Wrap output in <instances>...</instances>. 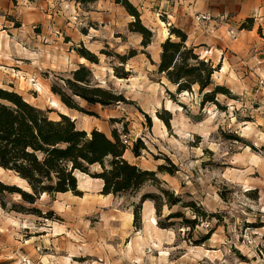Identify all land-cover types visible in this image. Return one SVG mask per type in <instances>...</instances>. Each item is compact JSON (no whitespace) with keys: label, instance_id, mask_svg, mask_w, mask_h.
<instances>
[{"label":"rangeland","instance_id":"obj_1","mask_svg":"<svg viewBox=\"0 0 264 264\" xmlns=\"http://www.w3.org/2000/svg\"><path fill=\"white\" fill-rule=\"evenodd\" d=\"M160 20L164 21L162 17ZM157 23L162 29L156 30L154 45L149 50L153 59L161 49V41L170 36V30H166L169 27L160 21ZM258 34L264 39L261 30ZM118 41L112 39V45L104 49L120 55L130 49L142 51L140 41L129 32ZM206 50L200 49L197 53ZM98 56L99 65L88 62L95 82L103 88L115 89L129 101L103 108L77 100L82 108L98 117L69 110L51 92L56 78H68L69 73L52 75L43 70L36 79L18 78V84L9 85L11 80L4 77L0 83L5 88L13 86L31 104L51 111L53 119L58 118V113L75 117L77 127H88V133L94 127L93 130L110 137L117 130L131 145L142 139L148 151L139 159L128 151L127 160L153 171L160 165L176 167L173 176L159 175L164 188L185 202L194 201L210 219L195 231L179 227L163 230L157 225L153 203L147 202L143 205L141 223L135 226L134 205L139 198L103 196L102 182L87 175L78 178L81 196L43 195L37 201L33 207L51 219L32 215L34 223L22 222L18 228L14 227V221L8 223L0 216V225H11L8 234L0 235H9L17 229L28 235L23 225L33 235H75L70 238L74 245H68L76 248L73 252L57 254L59 251L54 250L53 254L42 249L38 256L32 257L31 264H264V124L256 121L257 117L264 118V93L256 87L254 69L249 64L243 65L239 78L231 73L229 76L216 74L215 84L227 87L236 98L218 96L222 109L213 105L201 108L197 93L170 99L166 90L175 93V88L157 73L159 60H153V65L146 55L139 54L126 65L132 72L131 78L121 80L113 70L121 66L119 61ZM213 65L220 66L221 70V64L214 62ZM166 111L172 117L170 128L158 117L161 114L168 118ZM97 171L98 167L92 169V173ZM0 180L27 189L12 173L1 171ZM143 191H153V188L148 186ZM6 202L9 209L20 202V197L8 196ZM0 209L4 211L1 205ZM179 211L193 218L188 210L172 209V212ZM4 213L3 216L9 214L11 218L23 215ZM169 213L165 208L163 218ZM211 231L212 236L204 245H193V241Z\"/></svg>","mask_w":264,"mask_h":264},{"label":"trees","instance_id":"obj_2","mask_svg":"<svg viewBox=\"0 0 264 264\" xmlns=\"http://www.w3.org/2000/svg\"><path fill=\"white\" fill-rule=\"evenodd\" d=\"M95 1L80 0L82 3ZM115 3L132 17L128 30L141 37L142 51L130 49L127 54L120 55L103 49L100 55L117 59L121 66L113 67L115 76L128 80L132 72L126 69V65L139 54L146 55L155 65L147 52L155 33L143 24L139 9L129 0H115ZM253 25L254 19H248L241 29L251 30ZM169 30V38L161 44L157 73L175 88V93L166 90L170 99L174 100L176 95L197 93L201 108L213 105L222 109L218 96L236 98L227 87L215 84L214 75L219 72L220 66L215 67L211 61L202 59L197 48L188 45V35L184 31L176 27H170ZM75 50L90 64H100L99 56L83 45ZM51 92L69 110L92 117L98 115L86 111L77 100L91 107L103 108L129 102L115 89H106L96 83L92 69L86 65H80L68 78H56V82L51 85ZM50 114L51 111L28 102L13 86L0 87V169L14 174L27 185V189H23L0 180V205L4 211L51 219L45 217L40 209L33 207L37 201L43 195L55 197L71 193L81 196L78 178L89 175L102 182L103 196L139 198V202L134 205L135 226L141 223L143 205L147 202L153 203L158 218L157 225L163 230H175L179 227L195 231L201 223L210 219L209 214L194 201L185 202L181 196L164 188L159 175L167 173L173 176L177 171L176 167L173 166L172 169L160 165L157 171H153L142 169L127 160L128 151L136 159L148 151L142 139H137L131 145L117 130H113L110 137L98 129L88 133L80 130L76 121L69 116L58 113V118L53 119ZM165 114L168 118H163L161 114L158 117L170 128L171 114L168 111ZM94 167H98L99 171L92 173ZM148 186L153 191H143ZM14 195L20 197V202L8 209L6 198ZM175 207L190 211L193 218H187L180 211L172 212ZM165 208L170 213L163 218ZM211 234L212 231L193 241V245H204L210 240Z\"/></svg>","mask_w":264,"mask_h":264},{"label":"crops","instance_id":"obj_3","mask_svg":"<svg viewBox=\"0 0 264 264\" xmlns=\"http://www.w3.org/2000/svg\"><path fill=\"white\" fill-rule=\"evenodd\" d=\"M129 1L139 9L143 24L154 33L162 29L157 23L160 21L166 28L184 31L189 46L207 49L199 54L202 59L221 64L216 74L229 76L231 73L239 78L242 66L249 64L255 71L256 87L264 93V39L258 34L259 30L264 33V0ZM248 19H254L253 28L242 30L241 26ZM132 20L115 0L87 3L80 0H0V80L6 77L11 80L9 85H13L19 83L18 78L36 79L43 70L58 75V72L71 74L80 65L90 67L75 49L83 45L99 55L106 46L112 45V39L119 42L129 32ZM130 35L141 44L139 35ZM166 39L168 36L161 41L160 47ZM153 45L154 41L148 53ZM155 55V59L151 55L152 60L160 61L161 49ZM0 87L5 88L2 82ZM72 119L77 121L75 117ZM256 121L264 124V118L257 117ZM80 130L89 132L85 126ZM0 211L2 219L15 222L14 227L21 228L22 222L34 223L32 215L11 218ZM9 226L0 225V234H8ZM22 229L27 230L28 235L20 229L0 235V264H31L32 257L38 256L42 249L53 254L54 250L59 251L57 254L76 250L68 246L74 245L70 238L75 235H33L32 231L28 232L27 225Z\"/></svg>","mask_w":264,"mask_h":264},{"label":"bare ground","instance_id":"obj_4","mask_svg":"<svg viewBox=\"0 0 264 264\" xmlns=\"http://www.w3.org/2000/svg\"><path fill=\"white\" fill-rule=\"evenodd\" d=\"M1 171H3V170L0 169V172H1Z\"/></svg>","mask_w":264,"mask_h":264}]
</instances>
